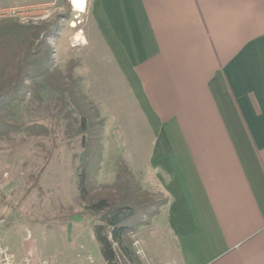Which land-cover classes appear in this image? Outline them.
<instances>
[{"label": "crops", "instance_id": "crops-1", "mask_svg": "<svg viewBox=\"0 0 264 264\" xmlns=\"http://www.w3.org/2000/svg\"><path fill=\"white\" fill-rule=\"evenodd\" d=\"M41 1L0 0V12ZM86 9L117 61L111 114L142 135L127 165L168 198L164 245L180 264H264V0Z\"/></svg>", "mask_w": 264, "mask_h": 264}, {"label": "rangeland", "instance_id": "rangeland-1", "mask_svg": "<svg viewBox=\"0 0 264 264\" xmlns=\"http://www.w3.org/2000/svg\"><path fill=\"white\" fill-rule=\"evenodd\" d=\"M85 9L81 12L72 0H43L0 12V20L49 21L59 27L46 40L48 70L26 82L35 93L28 90L23 100L0 107V116L19 126L0 133V240L18 261L106 264L94 237L95 220L81 216L86 203L80 198L79 173L85 148L83 136L67 129L69 107L63 95L69 73L105 119L93 195L108 193L115 186L119 163L127 164L128 156L132 157L133 143L143 146L142 135H127L125 119L118 122L111 114L110 104L114 96L117 99L116 85L121 82L114 75L117 61L108 45L97 42ZM119 100L126 102V93ZM33 127H43L48 135H35ZM134 177L151 202L159 205L158 214L129 236L141 263L180 264L174 245L169 243L168 249L164 245L165 220L159 215L168 202L166 194L148 172L137 171Z\"/></svg>", "mask_w": 264, "mask_h": 264}, {"label": "trees", "instance_id": "trees-1", "mask_svg": "<svg viewBox=\"0 0 264 264\" xmlns=\"http://www.w3.org/2000/svg\"><path fill=\"white\" fill-rule=\"evenodd\" d=\"M58 28L56 22L49 21L24 24L14 18L0 20V107L23 100L28 90L35 93V88L27 87L26 82L48 70L49 53L44 48L47 38ZM66 79L69 85L65 87L63 101L69 107L67 129L83 136L85 148L79 173L80 198L86 203L81 216L95 220L94 237L106 264H142L129 236L139 224L148 223L149 218L158 214L159 205L151 202L123 160L115 186L108 188V193L92 194L105 121L97 105L76 87L72 73ZM11 126L19 127L0 116V133ZM32 132L48 135L43 127H33Z\"/></svg>", "mask_w": 264, "mask_h": 264}, {"label": "built area", "instance_id": "built-area-1", "mask_svg": "<svg viewBox=\"0 0 264 264\" xmlns=\"http://www.w3.org/2000/svg\"><path fill=\"white\" fill-rule=\"evenodd\" d=\"M0 264H32L30 260L18 261L15 255L0 240Z\"/></svg>", "mask_w": 264, "mask_h": 264}, {"label": "bare ground", "instance_id": "bare-ground-1", "mask_svg": "<svg viewBox=\"0 0 264 264\" xmlns=\"http://www.w3.org/2000/svg\"><path fill=\"white\" fill-rule=\"evenodd\" d=\"M74 6L80 11H83L86 8L87 0H72Z\"/></svg>", "mask_w": 264, "mask_h": 264}]
</instances>
